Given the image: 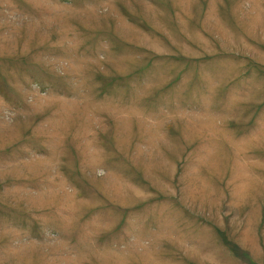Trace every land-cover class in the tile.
I'll use <instances>...</instances> for the list:
<instances>
[{"label": "rangeland", "instance_id": "374dc122", "mask_svg": "<svg viewBox=\"0 0 264 264\" xmlns=\"http://www.w3.org/2000/svg\"><path fill=\"white\" fill-rule=\"evenodd\" d=\"M0 264H264V0H0Z\"/></svg>", "mask_w": 264, "mask_h": 264}]
</instances>
